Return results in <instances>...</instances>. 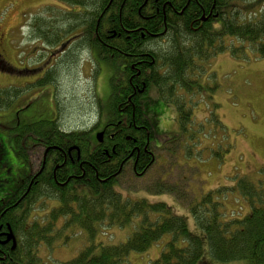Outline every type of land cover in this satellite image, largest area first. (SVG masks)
Returning <instances> with one entry per match:
<instances>
[{
	"label": "rangeland",
	"instance_id": "rangeland-1",
	"mask_svg": "<svg viewBox=\"0 0 264 264\" xmlns=\"http://www.w3.org/2000/svg\"><path fill=\"white\" fill-rule=\"evenodd\" d=\"M60 3L57 0H0V91L11 87L20 92L10 108L0 110V198L14 189L16 176L24 167L15 153L10 125L16 109L25 106L19 116L31 122L55 119L63 131L88 130L95 125L98 114L103 115V120L107 114L113 68L96 62L84 49L71 48L59 55L62 50L59 44L48 45L30 30V22L38 17L56 16L58 20L52 9H48L53 6L57 10ZM230 6L239 14L250 13V17H254L261 11L264 17V0H231ZM251 43L232 37L217 39L210 47L230 46L235 48V53L227 48L203 59L197 92H177L184 109L189 110L183 132L186 152L179 149L178 141L173 146L166 145L172 152L155 148L157 160L144 176L128 171L115 183L122 196L161 201L173 213L183 216L188 230L202 239L200 260L213 264L235 261L223 262L210 257L204 233L194 222L188 207L191 196L199 197L219 186H233L243 175L253 181L264 175V56L253 50L255 42ZM257 43H264V36L256 40L255 46ZM96 63L98 69L94 73ZM47 76L51 77L49 81L38 83ZM174 103L172 99L164 101L155 87L143 97V110L153 124L156 144L161 137L166 138L164 135L169 137L181 129L179 109ZM101 122L100 119L98 127ZM157 182L168 186L175 184L177 190L185 193V199L167 192L156 193L154 185ZM42 202L33 205L30 221L41 222L56 205L51 201ZM223 202L226 216H242L249 210L246 201L236 193L223 198ZM137 218L132 217L130 223L121 227L104 221L98 223L93 242L117 244L125 241L136 226ZM63 219L59 218L57 224ZM66 232V238L60 237L51 246L39 244L38 264H62L89 243L86 231ZM170 236L165 234L145 251L130 252L124 264L149 263L159 255Z\"/></svg>",
	"mask_w": 264,
	"mask_h": 264
},
{
	"label": "trees",
	"instance_id": "trees-1",
	"mask_svg": "<svg viewBox=\"0 0 264 264\" xmlns=\"http://www.w3.org/2000/svg\"><path fill=\"white\" fill-rule=\"evenodd\" d=\"M57 1L61 2L59 4L61 7L59 6L60 8L55 10L51 6L48 10L52 9L51 11L57 15L58 20L55 18L56 16L51 18L41 16L34 19L30 22L32 34L43 39L48 45L59 44V47L62 48L59 55L68 52L71 48L72 50H80L84 47L91 48L90 46L97 42L93 31L97 15H89L82 10L85 7V0ZM136 2L141 4L143 0ZM98 3L99 0H90L93 7H97ZM230 3L231 0L218 1L222 21L217 30L209 27L201 34L186 31L183 40H181H186V43L180 47L182 54L178 50L162 54L164 61L172 64L175 61L176 66L175 68L169 66L168 71L163 72L159 77L155 76L154 82L157 83L158 81L159 89L162 91L159 94L164 101L174 100L175 106L179 109L181 123L179 133L176 132L166 137L164 142L173 146L175 141H178V147L181 151L185 150L183 132L186 128L185 122L189 120V110L184 109V103L179 101L180 96L177 95V92H164L166 83L173 82L170 87L171 90L181 87L180 85L186 86L181 81L184 78V69H193L198 63L203 64V59H208L217 50L224 51L229 48L230 53H235V48L230 46L219 45V48L216 47L217 49L210 47L214 45L213 43L217 39L232 37L237 41L248 40L250 43H256V40H260L264 36V17H262L260 9L254 12L260 11V15L258 13L254 17H250V13L248 16L233 12ZM120 7L121 0L117 2L115 11H118ZM135 8L129 0L124 2L122 6L124 14L128 11L142 25L146 21L141 16H137ZM143 10L144 7H142V13ZM199 10L200 8L197 6L190 7L188 14L198 17ZM131 15H124L125 24H127V19L132 17ZM181 18L185 21L188 20L186 15ZM101 22H103V18ZM106 24L107 21L105 20ZM134 35L136 40L140 39L137 31ZM112 41H120L117 45L118 48L131 47L128 45L129 43H126L128 39L124 37V34H121L120 37H114ZM255 43L252 44L253 50L264 56V43H257L256 46ZM137 47V52L146 51L144 44ZM109 52L103 50L102 58L109 59ZM200 59H202L201 62ZM50 79L51 77L47 76L38 83H44ZM160 80L161 82H159ZM19 93L11 87L0 91V110L6 109ZM116 93L111 92L107 101L111 114L117 111ZM137 111V121L141 119L147 123L142 110L138 109ZM11 130L14 133L16 144L21 137L27 139L41 137L42 140H47L46 143L55 144L60 148L64 142H67L68 145L71 143L80 145L81 157L87 159V163L84 165L90 180L87 190H70L67 187L68 190L60 191L50 179H43L37 184L38 188H35L26 205H19L6 210L1 215L0 222L3 223V226L6 225V231L3 235L7 238V235L10 234L7 242L10 241L11 244L6 247L3 245L7 243L4 241L5 239L2 241L3 243L0 242L2 244L0 245V264H38L40 262L37 258V250L40 243L51 246L60 237L66 238V231L71 234L77 230L87 232L90 238L89 243L62 264H124L130 252L145 251L165 234H170V238L165 241L159 255L147 264H213L200 260L202 239L188 230L183 216L173 213L171 208L161 201L149 202L146 198L131 199V197L122 196L115 184L118 178L103 179L108 175L110 168L116 172L118 164L114 162L115 155L111 150L107 154H111L112 158H107L108 156L103 150H99L95 154V150L86 149L90 137L89 129L63 131L59 128L56 120L40 119L22 122L18 126H12ZM126 134L129 135L127 139L125 138ZM119 137L121 143L127 147H132V139L143 138L144 135L142 131L138 136L128 131L114 134L116 141ZM25 143L31 145L29 140ZM167 144L163 149L166 148V151L172 152L170 147H166ZM55 151L57 154H61L60 149ZM155 159L157 160L156 157ZM154 163L155 161L152 165ZM104 165L106 166L104 167ZM74 168L77 170V165ZM95 173H97V177H95ZM142 176L144 174L140 175V177ZM154 188H156V193L167 192L178 199H185V193L182 190H177L175 184L168 186L157 182ZM235 193L246 201L249 210L242 216H226L223 198ZM37 196H41L43 199H50L52 196L58 197V203L41 222L36 219L32 221L28 219ZM188 207L194 222L204 233L210 257L223 262L235 261L231 264H264V175L256 181H253L248 175H243L237 178L233 186H219L200 194L199 197L191 196ZM134 216L139 218H137L136 226L125 241L117 244L93 242L98 223L104 221L106 224L121 227L130 223ZM62 217L64 219L58 225L57 221Z\"/></svg>",
	"mask_w": 264,
	"mask_h": 264
},
{
	"label": "flooded vegetation",
	"instance_id": "flooded-vegetation-1",
	"mask_svg": "<svg viewBox=\"0 0 264 264\" xmlns=\"http://www.w3.org/2000/svg\"><path fill=\"white\" fill-rule=\"evenodd\" d=\"M118 1L99 0L98 6L93 7L90 0H85V7L82 8L89 15H97L93 29L97 42H94L90 46L91 48L84 47L83 49L88 50L91 58L96 62L110 65L113 68V73L109 78V92H117L115 99H118L115 113L111 114V109L108 108L104 120L103 115L98 114L95 125L89 129L90 137L86 145V149L95 150V154L99 150H103L105 154L111 150L115 155L114 162L118 164V168L116 172H113L110 168L108 175L103 178L104 180L119 178L128 171L140 176L149 170L156 157L154 149H162L168 143L164 142L165 138L161 137L159 144H156L157 139L153 124L143 110V97L152 87H155L158 93L162 92L159 89L158 81L157 83L154 82L155 76L159 77L160 74L168 71L169 66L171 68L176 66L175 61L174 64L164 61L162 54L170 53L173 50H178L182 54L180 47L186 43V40H181H183L186 31L201 34L209 27L218 29L222 21V13L219 14V0H143L141 4H138L137 0H129L130 4L136 7L137 16H141L147 22L144 21L145 23L142 25L128 11L124 14L122 6L128 0H121V7L118 11H115ZM193 6L200 8L198 17L188 14L189 8ZM142 7H144L143 13L141 12ZM124 15L132 16L127 19V24L123 21ZM183 15L188 16V20H183L181 18ZM102 18L103 22H101ZM105 20L107 21L106 25ZM217 29L214 28V30ZM136 31L139 33V40L135 39L134 34ZM121 34H124V37L128 39L126 43H129L128 45H131V47L118 48L117 45L120 41H112L114 37H120ZM141 44L146 46V51L142 53L137 52V46ZM103 50L110 51L109 59L102 58L101 53ZM96 69H98V65L93 68L94 73H96ZM184 71V78L181 81L186 86L180 85L181 87L171 90L170 87L173 82H167L164 92H181V90L183 92H197L200 88L198 78L202 74L201 63H198L193 69H184ZM191 77H194V79ZM94 84L95 79H93ZM12 103L6 109L10 108ZM24 109L25 106L15 110V117L10 121L11 127L18 126L22 122L25 123L26 119L19 116ZM138 109L142 110L147 123L141 121V119L137 121ZM100 119L102 122L98 127ZM126 131L136 136L142 131L144 137L133 138V146L127 147L121 143L120 137L117 141L114 138V134H121ZM98 132L101 133L99 139L95 136ZM127 137L129 138V135L126 134L125 138L127 139ZM164 137H167V135H164ZM28 140L31 141V145L25 143ZM46 141L42 140L41 137L28 139L21 137L17 144L15 142V153L22 159L24 167L16 176L14 189L5 197L0 198V217L9 208L26 205L35 188H38L37 184L43 179H50L60 191L68 189L80 191L89 188L90 177L84 165V163H87V159H82L80 145L77 146L74 143L68 145L67 142H64L60 148V146L46 143ZM58 149H60L61 154H57L55 151ZM107 156V158H112L111 154H107ZM75 165L78 167L77 170L74 168ZM94 175L97 177V173ZM40 200L45 204L47 201L54 204L58 203L57 196H52L50 199L37 196L35 204ZM2 224L0 222V242L4 239L7 242L6 236L3 235L6 231V225L3 226ZM10 244L11 242L8 241L3 245L7 247Z\"/></svg>",
	"mask_w": 264,
	"mask_h": 264
},
{
	"label": "water",
	"instance_id": "water-1",
	"mask_svg": "<svg viewBox=\"0 0 264 264\" xmlns=\"http://www.w3.org/2000/svg\"><path fill=\"white\" fill-rule=\"evenodd\" d=\"M100 136H101V133H100V132L96 133V138L99 139ZM9 238H10V234L7 235V239H6V241H7Z\"/></svg>",
	"mask_w": 264,
	"mask_h": 264
}]
</instances>
